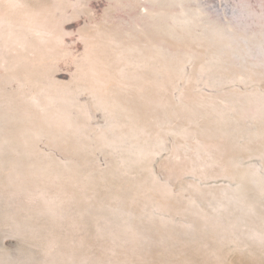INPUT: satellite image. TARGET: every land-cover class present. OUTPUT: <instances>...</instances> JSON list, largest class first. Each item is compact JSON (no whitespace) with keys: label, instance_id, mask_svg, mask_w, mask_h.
<instances>
[{"label":"snow or ice","instance_id":"6c2138e0","mask_svg":"<svg viewBox=\"0 0 264 264\" xmlns=\"http://www.w3.org/2000/svg\"><path fill=\"white\" fill-rule=\"evenodd\" d=\"M257 37L264 0H0V264H142L173 208L165 264H264Z\"/></svg>","mask_w":264,"mask_h":264},{"label":"bare ground","instance_id":"6f19581e","mask_svg":"<svg viewBox=\"0 0 264 264\" xmlns=\"http://www.w3.org/2000/svg\"><path fill=\"white\" fill-rule=\"evenodd\" d=\"M33 3L38 2V0H32ZM101 0H95V3L99 4ZM185 5L189 8H194L198 4L202 3L203 0H183ZM234 2H240V0H234ZM253 4H259L260 0H250ZM213 7V4L210 5ZM214 12V11H213ZM216 12H214V16H212L213 19H215ZM204 22L208 23V17L204 18ZM259 29H257V32ZM154 43L157 45H162L165 48H170L172 50H175L178 46L175 41L169 38V36L165 35L164 33H153L150 37ZM255 43V50L253 53L254 58L247 60L246 63L237 60L238 64H242V67L239 71L233 73V78L238 75H243L245 77V81L248 83V85H252V81H250L248 78L249 76H253L255 80L254 86H248L246 87L244 84L241 85H234L232 87L239 89L241 92L243 91H256L257 93L261 90H264V85L260 84V77L261 74H264V58L260 55V40L259 37H257ZM248 69H251V71H248ZM65 73H60L59 77L60 79H64ZM232 88H226L223 89L225 92H231ZM231 99V97H229ZM258 155V153H257ZM256 161H253V163ZM256 164V163H255ZM257 167H259L256 164ZM247 190L253 197H256V190L255 188L249 184L247 186ZM139 215V213H137ZM172 222L167 225V227H163L160 225L159 221L155 223H149L147 220H145V223L143 225H140L142 230H145V234L149 240V243L145 245V250L143 254V260L142 264H165L166 261H170L173 259L172 255L165 250V247L161 246L159 241L162 237H167L170 235L175 236H182L185 229L182 227V225L185 224H191L193 223V217L191 215H185L180 214L177 215V209L173 208L171 209L170 215L168 217ZM89 227V233L90 235H94L95 228L89 221L88 224ZM186 259H189L193 262V264H196L197 256L194 253L192 249L187 250V256ZM231 264H248V259L246 257H242L239 254L233 255L231 258Z\"/></svg>","mask_w":264,"mask_h":264},{"label":"water","instance_id":"95a60500","mask_svg":"<svg viewBox=\"0 0 264 264\" xmlns=\"http://www.w3.org/2000/svg\"><path fill=\"white\" fill-rule=\"evenodd\" d=\"M211 4H213V7L210 6ZM199 5L204 7L206 9V11L208 12V14L212 17V16H214V12H216L217 0H203V4L200 3ZM235 85H241V84L236 83ZM254 163H256L258 166H260L259 161H256Z\"/></svg>","mask_w":264,"mask_h":264}]
</instances>
